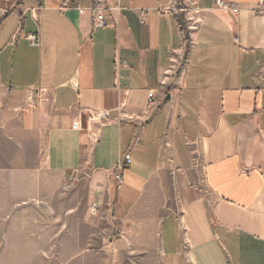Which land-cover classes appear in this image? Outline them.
I'll return each instance as SVG.
<instances>
[{"label": "crops", "instance_id": "1", "mask_svg": "<svg viewBox=\"0 0 264 264\" xmlns=\"http://www.w3.org/2000/svg\"><path fill=\"white\" fill-rule=\"evenodd\" d=\"M93 1L15 0L0 15V137L14 163L39 185L43 173L83 185L157 264H264V0H102L95 29ZM90 110L107 119L90 123Z\"/></svg>", "mask_w": 264, "mask_h": 264}, {"label": "rangeland", "instance_id": "2", "mask_svg": "<svg viewBox=\"0 0 264 264\" xmlns=\"http://www.w3.org/2000/svg\"><path fill=\"white\" fill-rule=\"evenodd\" d=\"M15 146L0 137V264H157L120 237L101 211L92 212L83 185L14 163Z\"/></svg>", "mask_w": 264, "mask_h": 264}, {"label": "built area", "instance_id": "3", "mask_svg": "<svg viewBox=\"0 0 264 264\" xmlns=\"http://www.w3.org/2000/svg\"><path fill=\"white\" fill-rule=\"evenodd\" d=\"M72 0H62L63 4L66 6L68 5ZM15 0H0V15H6L8 13L14 12L15 9ZM215 6L224 10H238V6L235 3L229 2L227 0H215ZM258 7L262 8L263 7V0H259ZM105 8L104 3L102 0H94L92 5H91V11H92V27L93 29L95 28H103L106 27L107 24L105 23L104 20V15H103V9ZM182 12H185V26L188 30H194L196 28V23L195 21L192 20L189 16L186 15L187 8H180L179 9ZM147 14L146 12H141L140 16L141 19L144 18V15ZM26 39L28 40L29 44L31 46H38L39 44V35L38 33H32L28 34L26 36ZM172 63H174V59H171ZM124 61H116V66L119 68L120 66H125ZM169 71L166 70L164 72L165 75H168ZM153 96H154V91L150 90L148 92V105L153 102ZM41 100V94L40 91L35 90V89H29L26 91L25 94V101L26 105L34 109L38 106L39 102ZM107 112L104 110H90L89 111V116L88 121L90 123H101L104 120L107 119ZM131 157L129 154H126L123 157H120L114 167V186L119 188L121 183H122V171L123 169L130 163ZM100 203H92L90 205V209L92 210L93 213H95L99 209Z\"/></svg>", "mask_w": 264, "mask_h": 264}]
</instances>
